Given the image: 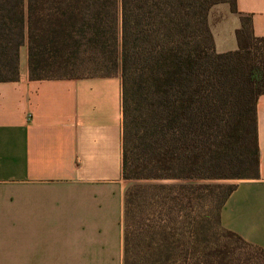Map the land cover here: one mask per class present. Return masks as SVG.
<instances>
[{
	"label": "trees",
	"instance_id": "trees-1",
	"mask_svg": "<svg viewBox=\"0 0 264 264\" xmlns=\"http://www.w3.org/2000/svg\"><path fill=\"white\" fill-rule=\"evenodd\" d=\"M237 0H0V82L120 77L124 264H264L222 224L237 179L260 176L264 39L240 14L219 53L211 9Z\"/></svg>",
	"mask_w": 264,
	"mask_h": 264
},
{
	"label": "crops",
	"instance_id": "crops-1",
	"mask_svg": "<svg viewBox=\"0 0 264 264\" xmlns=\"http://www.w3.org/2000/svg\"><path fill=\"white\" fill-rule=\"evenodd\" d=\"M227 5L209 15L217 52L238 49L240 14L264 39V0ZM258 129L260 176L235 182L222 224L264 249V95ZM123 133L120 77L31 80L22 47L0 82V264H124Z\"/></svg>",
	"mask_w": 264,
	"mask_h": 264
},
{
	"label": "rangeland",
	"instance_id": "rangeland-1",
	"mask_svg": "<svg viewBox=\"0 0 264 264\" xmlns=\"http://www.w3.org/2000/svg\"><path fill=\"white\" fill-rule=\"evenodd\" d=\"M218 5L224 6V4H218ZM223 8L224 7H219V9H216L217 11L214 13V18H215L214 20H216V18H218L220 14L223 15V13H224V11H223L224 9ZM240 180H243V179H237V180H234V181H231V182L235 183V182L240 181ZM134 183H135L134 181H130L131 185L134 184Z\"/></svg>",
	"mask_w": 264,
	"mask_h": 264
}]
</instances>
